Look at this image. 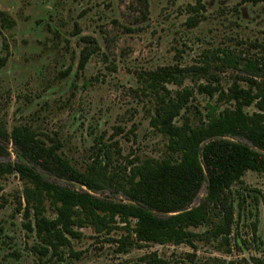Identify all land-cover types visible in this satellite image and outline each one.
I'll return each mask as SVG.
<instances>
[{
	"label": "rangeland",
	"instance_id": "obj_1",
	"mask_svg": "<svg viewBox=\"0 0 264 264\" xmlns=\"http://www.w3.org/2000/svg\"><path fill=\"white\" fill-rule=\"evenodd\" d=\"M255 1L203 0L200 23L189 28L187 21L193 14L187 8L195 0H149L148 19L143 23L136 22L139 16L132 0H0V12H7L13 22L8 29L0 25V55L8 54L0 71V128L11 132L14 126L27 124L49 144L60 138L80 169L90 158L94 130L105 135V142L119 143L121 155H114L116 172L137 157L162 156L166 139L149 125L152 104L139 90L138 74L161 67L202 66L207 56L219 51L248 53L253 43L264 46V2ZM84 49L93 55L80 69ZM69 67L74 72L64 78L62 73ZM212 72L224 88L236 76L232 70ZM193 79L198 77L185 79L181 87H168L172 91L195 89L193 105L201 114L193 109L188 115L198 123L207 113L208 98L199 94ZM235 140L250 145L245 139ZM8 147L11 157L0 162L17 161L13 144ZM42 174L50 182L80 188ZM207 186L203 185L195 205L206 197ZM233 191L237 199L247 196L250 206L239 211L236 203L231 252L220 242L198 241L195 248L149 244L123 254L116 243L126 233L121 228L110 235L83 228L78 229L80 238L72 240L73 254L62 261L50 256L41 260L34 248L38 240L24 226L23 183L12 175L0 191V264H149L145 258L153 254L164 264L264 261V175L247 172ZM96 195L125 201L113 188Z\"/></svg>",
	"mask_w": 264,
	"mask_h": 264
},
{
	"label": "trees",
	"instance_id": "obj_2",
	"mask_svg": "<svg viewBox=\"0 0 264 264\" xmlns=\"http://www.w3.org/2000/svg\"><path fill=\"white\" fill-rule=\"evenodd\" d=\"M195 2L187 8L193 14L187 21L189 28L200 23L198 16L205 9L203 0ZM132 8L139 16L137 23L148 19L149 0H132ZM0 15L1 28H10L9 14L1 11ZM85 40L92 43V39ZM249 50L219 51L207 56L202 66L161 67L139 73V90L152 104L149 125L166 139V151L162 156L137 157L119 167L122 172L114 171V155H121L119 143L105 142V135L96 130L90 134V158L80 169L60 138L49 144L27 124L14 126L11 132L0 128V158L11 157V143L17 157L16 162H0V191L9 176L16 175L23 183L24 226L36 236L34 248L41 260L50 256L62 261L68 253L73 254L72 240L80 238L78 229L83 228L100 235L121 228L126 233L116 243L123 254L149 244L195 248L198 241L220 242L231 252L236 203L239 211L250 206L248 197L237 199L233 188L249 171L264 175V46L256 42ZM261 50L263 54H258ZM92 55L88 49L81 52L80 69ZM7 61L8 54L0 55V71ZM213 69L236 73L232 84L224 88ZM73 72L69 67L62 76L69 79ZM192 77H198L193 82L199 94L208 98L207 113L198 123L188 115L193 109L201 114L193 105L195 89L172 91L168 87H181ZM42 172L80 188L50 182ZM205 183L206 197L195 205ZM112 188L125 201L96 195ZM253 227L256 236L257 224ZM145 259L149 264H164L156 254ZM251 261L264 264L257 258Z\"/></svg>",
	"mask_w": 264,
	"mask_h": 264
}]
</instances>
